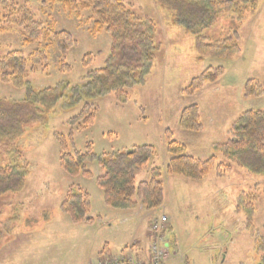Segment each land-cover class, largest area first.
I'll list each match as a JSON object with an SVG mask.
<instances>
[{
	"label": "rangeland",
	"instance_id": "obj_1",
	"mask_svg": "<svg viewBox=\"0 0 264 264\" xmlns=\"http://www.w3.org/2000/svg\"><path fill=\"white\" fill-rule=\"evenodd\" d=\"M6 1L28 10L43 25V31L63 29L76 43L63 55L48 44V34L29 41L23 27L4 23L0 0V55L16 49L27 54L46 47L48 60L29 71V84L34 89L63 85L68 89L48 109L38 105L41 117L28 126L18 143L28 173L20 189L0 195V246L6 245L0 252V264H94L118 258L131 246L146 248L150 243L147 229L161 215L165 217L162 234L168 250L165 264H264L263 176L236 163L227 175L219 177L213 169L199 180L163 173L162 207L146 211L138 205L119 210L103 201L96 183L102 173L96 159L86 164L91 177L70 176L59 164L56 139V134H61L71 151H84L90 145L96 156L152 146L155 156L136 171L137 182L148 179L151 167L164 168L169 159L166 131L172 140L183 143L190 155L201 159L216 155L224 162L215 144L233 137V122L242 112L264 109V95L244 96L249 79H256L264 88V0H244L255 7L246 18L236 19L234 11L217 14L203 34L214 38L236 32L239 52L227 60L206 57L201 61L196 59L193 36L172 23L170 10L156 0H123L135 13L155 23L154 65L140 82L126 89L125 101L113 94L91 98L82 94L74 104H68L70 87L80 83L88 71L104 65L111 43L108 33L92 30L93 18L87 9L76 15L59 2ZM88 52L92 61L84 67L82 58ZM209 65H223L225 72L194 94L185 95L182 91L189 81ZM23 94L24 88L0 81L1 97L20 100ZM86 102L92 104L94 120L79 127L73 118ZM190 104L199 107L201 132L178 124L180 111ZM6 163L0 155V167ZM73 185L87 192L91 220L74 222L60 210ZM248 200L254 207L250 222Z\"/></svg>",
	"mask_w": 264,
	"mask_h": 264
},
{
	"label": "trees",
	"instance_id": "obj_2",
	"mask_svg": "<svg viewBox=\"0 0 264 264\" xmlns=\"http://www.w3.org/2000/svg\"><path fill=\"white\" fill-rule=\"evenodd\" d=\"M59 2L70 14L79 15V11L87 9L93 18V31L108 33L110 39L109 55L100 68L87 72L83 80L70 87L71 102L81 99L82 94L88 98L113 94L117 100L125 101L126 89L142 80L154 65L155 23L148 16L135 13L129 3L123 0H46ZM160 6L171 12L172 23L180 26L193 36L197 60L203 58L231 59L239 52L235 40L238 35H225L211 38L203 34L215 16L219 13L234 11L238 17H247L253 5L244 0H156ZM14 3V2H13ZM4 11V23L24 28L26 39L36 41L44 33L51 37L49 45H54L60 53L76 43L75 37L65 30H54L49 27L43 31V25L34 20L33 15L23 6L1 0ZM249 8V10H248ZM2 28H0V31ZM96 33V34H97ZM49 36H47L49 38ZM47 38V39H48ZM235 39V40H234ZM48 53L46 47L34 48L24 54L21 50H13L0 55V81L10 83L14 87L24 88L20 100L0 96V155L7 159L6 165L0 167V195L15 192L24 184L28 173V165L23 161L19 141L25 136L29 125L41 117V109H46L61 100L68 90L66 86L44 87L34 89L27 80L29 71L34 67L46 64ZM92 61L90 52L82 58V65L87 67ZM61 66L68 67L65 64ZM225 72L223 65H209L196 77H193L183 89L185 95H192L202 89L205 83L213 82ZM264 88L256 79H249L244 85V96L261 97ZM92 104L86 102L73 121L79 127L93 123ZM79 121V122H78ZM178 124L182 129L201 132L203 123L199 107L190 104L182 108ZM233 137L215 144V149L222 154L224 162L218 161L216 155L201 159L190 155L185 145L171 139L166 131V152L169 155L164 168L153 166L149 169L148 179L137 182L136 171L144 168L155 156L152 146L134 147L131 153L118 152L96 156L90 145L84 151L70 150L67 140L56 134L59 143L61 168L70 176L91 177L92 173L86 164L96 159L102 173L96 177V183L102 191L106 205L130 210L141 205L146 211L159 209L164 201V187L161 181L163 173L180 175L185 178L199 180L211 170L217 176L227 175L236 163L250 172L264 177V109L246 110L240 114L232 126ZM249 201V200H248ZM252 200L249 201L248 222L253 213ZM60 210L71 216L74 222L91 220L89 197L78 186H71L61 202ZM251 214V215H250ZM264 258V257H263Z\"/></svg>",
	"mask_w": 264,
	"mask_h": 264
},
{
	"label": "built area",
	"instance_id": "obj_3",
	"mask_svg": "<svg viewBox=\"0 0 264 264\" xmlns=\"http://www.w3.org/2000/svg\"><path fill=\"white\" fill-rule=\"evenodd\" d=\"M163 221L164 217L162 216L151 224L149 232L150 243L142 255H135L131 246L126 254L118 258L98 260L94 264H165L168 250L162 234Z\"/></svg>",
	"mask_w": 264,
	"mask_h": 264
},
{
	"label": "crops",
	"instance_id": "obj_4",
	"mask_svg": "<svg viewBox=\"0 0 264 264\" xmlns=\"http://www.w3.org/2000/svg\"><path fill=\"white\" fill-rule=\"evenodd\" d=\"M156 218H157V217H156ZM156 218H154V219H156ZM154 219H153V220H154ZM149 228H150V225H149V227H148V229H147V232H146L147 237H149ZM18 238H19V237H16V239L11 240V242H9V244L11 245V244L14 243L15 240H17ZM148 239H149V238H148ZM9 244H8V245H9ZM5 246H6V245H5ZM5 246H3V247H5ZM3 247L0 246V252L3 250ZM144 250H145L144 246H143V247H137V248L134 247V253H135L136 255H142L143 252H145Z\"/></svg>",
	"mask_w": 264,
	"mask_h": 264
},
{
	"label": "water",
	"instance_id": "obj_5",
	"mask_svg": "<svg viewBox=\"0 0 264 264\" xmlns=\"http://www.w3.org/2000/svg\"><path fill=\"white\" fill-rule=\"evenodd\" d=\"M131 151H132V149H130V150H127L126 152H127V153H131Z\"/></svg>",
	"mask_w": 264,
	"mask_h": 264
}]
</instances>
